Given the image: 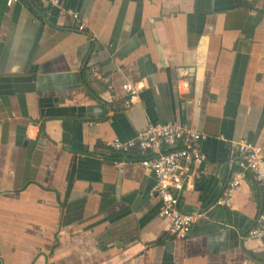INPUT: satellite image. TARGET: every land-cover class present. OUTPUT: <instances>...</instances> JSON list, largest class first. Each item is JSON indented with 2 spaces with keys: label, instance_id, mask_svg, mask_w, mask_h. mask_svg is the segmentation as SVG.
I'll list each match as a JSON object with an SVG mask.
<instances>
[{
  "label": "crops",
  "instance_id": "0c3cea01",
  "mask_svg": "<svg viewBox=\"0 0 264 264\" xmlns=\"http://www.w3.org/2000/svg\"><path fill=\"white\" fill-rule=\"evenodd\" d=\"M40 1L42 16L0 0V264H264L261 189L237 166L242 141L264 153V0ZM168 123L207 136L179 196L203 214L185 241L141 155L106 147Z\"/></svg>",
  "mask_w": 264,
  "mask_h": 264
},
{
  "label": "built area",
  "instance_id": "2783aa9c",
  "mask_svg": "<svg viewBox=\"0 0 264 264\" xmlns=\"http://www.w3.org/2000/svg\"><path fill=\"white\" fill-rule=\"evenodd\" d=\"M15 1L7 0V5L11 6ZM52 4L61 7L60 0H52ZM64 12L76 23L79 22L77 12L67 8ZM77 30L86 32L87 26L78 23ZM141 89L142 86L139 84L127 82L123 85V91L127 94L125 102L127 108L131 106ZM206 139L205 134L189 124L168 123L150 126L134 139L124 141L116 138L106 144L108 149L117 154L139 152L141 155L139 165L153 173L154 193L162 202V216L170 222L169 235L176 241L187 240L192 229L201 219L199 214L185 213L180 209L179 196L190 168L207 163V157L201 149ZM237 166L240 171L250 173L261 189V208L248 237L264 244V153L261 146L249 141L240 142ZM185 174L187 175L184 176ZM241 183L240 175L233 177L215 205L230 207Z\"/></svg>",
  "mask_w": 264,
  "mask_h": 264
},
{
  "label": "trees",
  "instance_id": "16d2710c",
  "mask_svg": "<svg viewBox=\"0 0 264 264\" xmlns=\"http://www.w3.org/2000/svg\"><path fill=\"white\" fill-rule=\"evenodd\" d=\"M29 2V4H31L33 6V9L36 10L38 12V14L40 16L47 14V9L44 6V3H42L40 0H27ZM134 157L131 156L132 153H128V154H116L117 158L120 160H125V161H131L133 159H139V152L138 151H134ZM163 243V239H160L159 241L156 242V244H162Z\"/></svg>",
  "mask_w": 264,
  "mask_h": 264
},
{
  "label": "water",
  "instance_id": "95a60500",
  "mask_svg": "<svg viewBox=\"0 0 264 264\" xmlns=\"http://www.w3.org/2000/svg\"><path fill=\"white\" fill-rule=\"evenodd\" d=\"M153 174V173H152ZM200 216H201V218H202V216H203V214H199ZM172 245V243H169V244H167V247H168V249H171V246Z\"/></svg>",
  "mask_w": 264,
  "mask_h": 264
}]
</instances>
